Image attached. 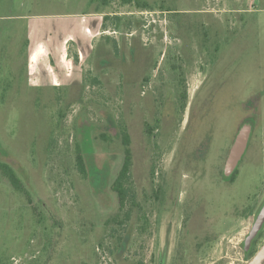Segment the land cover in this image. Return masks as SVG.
<instances>
[{
    "label": "rangeland",
    "instance_id": "1",
    "mask_svg": "<svg viewBox=\"0 0 264 264\" xmlns=\"http://www.w3.org/2000/svg\"><path fill=\"white\" fill-rule=\"evenodd\" d=\"M145 1L0 0V160L31 196L0 175V264L249 258L264 202V0ZM244 122L251 145L221 182ZM122 127L134 203L119 211ZM262 243L264 225L254 252Z\"/></svg>",
    "mask_w": 264,
    "mask_h": 264
},
{
    "label": "trees",
    "instance_id": "2",
    "mask_svg": "<svg viewBox=\"0 0 264 264\" xmlns=\"http://www.w3.org/2000/svg\"><path fill=\"white\" fill-rule=\"evenodd\" d=\"M102 4H107L109 0H101ZM122 3H135L138 7L141 8H147L149 5L147 4V1L145 0H121ZM162 10L163 7L161 6ZM108 15H105L103 17V25L104 21L108 18ZM183 97L185 98L186 94L183 93ZM150 132V131H149ZM121 143H122V162L116 171V174L110 184L111 191L114 193L117 203V209L119 211L123 210L126 204V201L128 199H132L131 203H134V193L128 189L126 184L129 181L130 178V171H131V165H132V152L130 148V138L129 134L127 133L125 127H122L121 131ZM75 165L78 170V172L81 174L83 178H87L88 173V165L85 161V155L80 145H76L75 149ZM0 175L6 179L9 186L22 194L26 200L31 203V196L30 191L25 187L23 184L21 178L16 173L15 169L7 162L0 160ZM32 214L37 215L35 207H31ZM117 217L115 215L111 219L114 220ZM127 217V216H126ZM258 237V235H257ZM256 239H254L251 248L247 253H245L246 256L250 257L254 253L255 243Z\"/></svg>",
    "mask_w": 264,
    "mask_h": 264
},
{
    "label": "water",
    "instance_id": "3",
    "mask_svg": "<svg viewBox=\"0 0 264 264\" xmlns=\"http://www.w3.org/2000/svg\"><path fill=\"white\" fill-rule=\"evenodd\" d=\"M251 131V126L249 124H243L231 144L229 149L225 165H224V175L229 176L236 169L242 155L245 152L247 142L249 139ZM264 225V202L260 206L257 214L255 215L253 224L248 234L246 235L243 241V249L245 252H248L252 241L258 235V233L262 230ZM264 263V243L257 249L254 255L249 258L244 264H263Z\"/></svg>",
    "mask_w": 264,
    "mask_h": 264
},
{
    "label": "flooded vegetation",
    "instance_id": "4",
    "mask_svg": "<svg viewBox=\"0 0 264 264\" xmlns=\"http://www.w3.org/2000/svg\"><path fill=\"white\" fill-rule=\"evenodd\" d=\"M243 124H249V125L251 126V131H250V135H249V139H248V142H247V146H246L245 152H244V154L242 155V157H241L239 163L241 162L242 158L245 156L246 152L248 151V149H249V147H250V145H251V141H252V137H253L252 134H253V131H254L253 124H251V123H245V122H244ZM243 124H241V126H242ZM237 132H238V131H237ZM233 140H234V138H233ZM233 140H231V143L229 144V149H230V147H231V144L233 143ZM205 142H206V141H205ZM200 148H201V147H200ZM229 149H228V152H229ZM228 152H227V155H228ZM196 153H197V156L201 157L202 154H204L205 152H201V151L197 150ZM227 155L223 157L222 163H221V165H220L219 170L217 171V173L213 174L215 177H217V178H216L217 180H219V181H221V182H224V183H228V182H230V181H233V180H234V175H235V172H236V169H235L231 175H229V176H225V175H224V165H225V161H226ZM239 163H238V165H239ZM238 165H237V166H238ZM236 168H237V167H236ZM260 232H261V231H260ZM260 232L258 233V236H259ZM256 238H257V236L255 237V239H256ZM253 241H254V240H253ZM253 241H252V243H253ZM251 245H252V244H251ZM260 246H261V245H260ZM250 248H251V247H250ZM243 250H244V249H243ZM256 251H257V250H256ZM256 251H255V252H256ZM255 252H254V253H255ZM244 253H247V252L244 251ZM254 253H253L249 258H251V257L254 255ZM249 258H248V259H249ZM248 259H247V260H248Z\"/></svg>",
    "mask_w": 264,
    "mask_h": 264
}]
</instances>
